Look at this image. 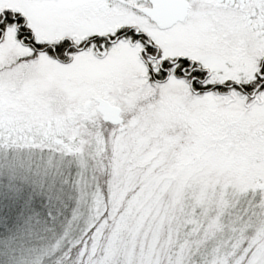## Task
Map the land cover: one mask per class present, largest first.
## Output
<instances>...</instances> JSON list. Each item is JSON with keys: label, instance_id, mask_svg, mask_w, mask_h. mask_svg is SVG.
Masks as SVG:
<instances>
[{"label": "snow or ice", "instance_id": "obj_1", "mask_svg": "<svg viewBox=\"0 0 264 264\" xmlns=\"http://www.w3.org/2000/svg\"><path fill=\"white\" fill-rule=\"evenodd\" d=\"M0 264H264V0H0Z\"/></svg>", "mask_w": 264, "mask_h": 264}]
</instances>
